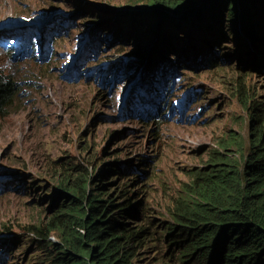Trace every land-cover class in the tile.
Masks as SVG:
<instances>
[{
    "label": "clouds",
    "instance_id": "9594fccd",
    "mask_svg": "<svg viewBox=\"0 0 264 264\" xmlns=\"http://www.w3.org/2000/svg\"><path fill=\"white\" fill-rule=\"evenodd\" d=\"M18 1L20 3V10H4L0 13V54L8 58L10 68L21 71V77H19L16 89L13 90V94L17 97V100L13 105H10V99L9 104L1 107L0 124L1 119L6 114L10 113L15 116L17 113L13 114L14 112H21L26 109L24 115L29 118L35 117L34 124L36 129L39 130L44 127L41 123V106L44 101V96H47L46 89L50 87L42 81L44 78L50 81L51 70H55L54 72L57 74L56 79L60 82L70 85L80 83L90 84L97 88L99 96L105 99L111 98L107 101L111 104V108L116 110V120H135L137 124H133L137 125V127L144 130L153 127L155 133L161 127H170L172 129L182 128L188 123L194 122L197 114L202 111L201 107H195L193 105V94L189 91L178 90L176 93H173L176 83L180 80L178 73L174 69V65H172L173 60L176 58V64L178 66L182 65L187 59L195 61L201 60L202 62L199 67L201 71L213 68V65L216 68L217 65L225 66L232 61H236L235 69H254L257 74L264 75V27L258 37L251 42L242 34L243 29L239 25L236 26V34L228 31L226 28L210 34H202L190 30L185 31L181 26H170L169 23H162V19H160L152 23L153 25H158L159 28L153 29V33H151L160 36L157 38L150 36V40L147 37V42L143 44L141 31L135 32L134 27H130L131 22L127 20L128 14L130 13L148 12L145 6L137 10H131L126 7L122 9L123 11L112 15L110 18H107V15L100 11H93L94 18H91L83 10L79 14V18L84 23L99 21V27L94 33L108 32L110 35H115L116 40L120 44L131 43L132 58L128 59L124 57L123 63H119L107 58H99L97 56L98 44L96 42L89 43L88 35L79 36L77 40L78 51L76 53L70 50L59 49L58 42L62 39V35L66 29L71 26V20L67 19L69 14L62 12V15L59 13H50L47 15V11L39 10L37 15H33L36 10H30V8L35 4L36 0ZM77 4L84 6L79 2ZM104 4L109 10L114 8L109 2L104 1ZM171 17L172 19H176L177 16L173 17L172 15ZM148 29L149 25L144 30V33L151 32ZM126 30L130 32L125 33ZM166 32H171L174 35L171 33L167 34ZM180 32H182L183 36H180ZM177 37H180V39ZM232 37H234L233 43L235 46H221L225 44L223 42L226 39L229 40ZM138 38L140 40L135 43L134 39L137 40ZM160 38H165L161 41L162 47L160 46ZM217 38H221L222 41H212ZM173 45L174 47H172ZM217 49L220 52H224L223 57L225 59L217 58ZM168 50L174 52V55L169 57L166 53ZM122 51H124V48H121L118 55ZM156 55L160 56L165 62L168 61V64H164L165 62L155 58ZM81 58L83 60L82 62L80 61ZM248 58L249 61L244 60ZM130 60H134V64H128ZM150 62L153 63L151 64ZM252 64H255L257 68L250 67ZM0 66L4 68L2 62ZM216 70L218 69L216 68ZM9 83L12 85L11 80ZM140 91L146 92L143 94ZM225 92L228 93L226 90ZM141 95L144 96L142 100H140V97H143ZM203 95L204 93L196 94V97L201 98ZM254 98L257 99L255 96ZM236 100L238 101V99ZM240 106L242 107L241 104ZM242 109L244 108L242 107ZM194 112L195 115L193 114ZM188 127L194 128L192 126ZM250 128L251 124L249 125V130ZM1 129L2 127L0 125ZM235 136L237 135L233 134L231 130L224 136H218L214 141L212 149L205 152L202 156L204 165L195 168H186L182 172L185 182L179 187L172 198L169 212L170 221L163 228H160L159 222L148 212L143 197L145 191L142 190L143 184H141L140 180L142 179L141 176L146 175V170L142 167L148 166L149 161L146 159L139 160V164L135 170H131L125 166V163L120 164L117 161L103 164L97 171L95 169L89 171L91 166L82 167L77 163L81 169L86 170L89 178H94L99 173L102 174L100 181L107 185V196H114L118 201H122L123 196L121 192H124L127 197L136 198L137 202H142L143 210L138 215L140 221L137 225L147 228V234L138 246L133 245L135 247L133 248L134 255L131 262L143 264L141 257H145V260L148 262L147 264H170L178 260L179 251L171 244L173 243L171 231H175L176 228L173 214L177 213L178 208L185 207V204L188 202L186 192L191 183L197 182L200 178L209 180L213 178L211 177L212 174L214 177L218 176L213 172V167L217 165H214L210 157H219L217 164L220 165L221 160L229 158L230 152L232 151L234 153L231 155L241 158L243 162L245 161L246 155L242 156L240 151L234 149V147L237 148V146L233 145ZM39 140L40 142L42 141L41 139ZM9 142L11 144H18L15 136H11ZM225 145H229V147L226 151H222V146ZM245 148L246 146L243 145L242 152H245ZM49 154L50 152L46 151L44 155L38 154L29 157L28 162L33 164V167L38 169L40 174L47 176L50 180L53 174H58V166L56 163L59 160L68 159L74 162L71 158L52 160L51 164L40 162V159H46L45 156ZM19 159L21 157L15 158V165L23 162ZM243 162L240 165L238 164V166H241ZM109 167H114L115 172L109 174L106 170ZM127 174L128 178H126ZM202 174L203 176H201ZM32 179L33 177L30 175H24L21 178H11L9 172L6 175L0 176V193L4 191L10 192L14 189L12 185L19 183L21 190H19L18 195L20 198L27 196L32 188H35L34 193L43 194V196L37 199L28 200V207H33L29 203L40 205L39 207H33L40 210V214L35 215L34 218L28 221V227L11 224L6 227L1 226V230L2 234L7 235L13 227H18L26 235H31L33 238L30 241H32L33 245L27 249L29 251L26 255L28 257L27 262H30L29 258L32 255H37L41 260L40 264H49L50 256L48 250L44 248L45 246L40 248V238L31 231H28L27 228H32L37 220L43 218L44 215L41 214L43 210L47 209L49 211L52 202L47 203V199L50 197V191L53 190L55 184L52 181L36 182ZM208 184L212 185V182L209 181ZM25 238H28V236ZM52 238L54 241L51 240ZM48 239L49 241L56 242L53 236H50ZM158 246L165 247V252L168 255L163 254L159 261L150 262L145 255L150 249ZM3 250H6V244L2 240L0 241V264L11 262L14 258H6V253Z\"/></svg>",
    "mask_w": 264,
    "mask_h": 264
},
{
    "label": "rangeland",
    "instance_id": "374dc122",
    "mask_svg": "<svg viewBox=\"0 0 264 264\" xmlns=\"http://www.w3.org/2000/svg\"><path fill=\"white\" fill-rule=\"evenodd\" d=\"M104 1L113 4L114 8L107 9ZM77 2L84 6L78 5ZM126 7L137 10L144 7V4H135L132 0H36L30 10H36L33 15H37L39 10L47 11V15L50 13L62 15V12L69 14L67 19L71 20V26L66 29L58 42L59 49L76 53L79 36L88 35L89 43L98 44L99 58L123 63L124 57L132 58L131 43L120 44L116 36L108 32L94 33L99 27V21L84 23L79 18V14L85 10L89 17L94 18L93 11H100L110 18ZM11 9L20 10L18 0H0V13ZM158 13L163 15L162 10ZM236 25L237 22L233 21L232 27ZM226 27H229V24ZM155 28L158 29L159 26L149 24L148 30L152 31ZM129 32L125 31V33ZM180 36H183L182 32ZM233 41L234 37L226 39L223 42L225 44L221 46L233 47L235 46ZM134 42L136 43L137 40L134 39ZM121 48H124V51L118 55ZM217 52L218 59H225L224 52L218 49ZM169 55L172 56L174 53L170 52ZM1 62L4 67L2 70L8 74L15 90L21 71L10 68L8 58L0 54ZM134 62L130 60L128 64L132 65ZM201 62V60L187 59L178 66L176 58L172 64L180 77L173 93L178 90L192 93L193 105L201 107V113L197 114L194 122L184 126L186 128L161 127L157 133L154 132L153 127L147 130L137 127L133 124L136 123L135 120H116V110L112 109L107 101L111 98L105 99L99 96L97 88L90 84L70 85L60 82L56 79L55 70H51L50 81L46 78L42 81L50 87L46 89L48 98L44 96L41 106V123L44 127L37 130L34 124L35 117H25L26 109L14 112L13 114L17 113L15 116L8 113L1 119L0 176L9 172L11 178L30 175L36 182L51 181L28 162L29 157L44 155L46 151L50 154L45 156L46 159H40L42 163L51 164L52 160L71 158L82 167L91 166L89 171L94 169L97 171L103 164L114 161L125 163L126 167L135 170L139 160L146 159L149 165L142 167L146 170V175L141 176L140 180L143 184L142 190L145 191L143 197L148 212L159 222L160 228H163L170 221L172 198L185 182L182 172L186 168L203 166V154L212 149L218 136L226 135L229 130L240 136L244 142L248 137V116L239 102L225 92L226 84L234 82L236 77H239L240 80H245V87L250 84L252 94L257 100H264V75L257 74L254 69H235L236 61L225 66L220 65L221 69L218 70L210 68L201 71L199 70ZM164 64H168V61ZM250 67L257 68L255 64ZM202 93L204 95L201 98L196 97V94ZM16 100L17 97L13 94L10 105ZM193 114L195 115V112ZM11 136L16 137L18 144L9 142ZM39 139L42 141L40 142ZM187 139H193V142L189 144ZM16 157H21L19 160L23 162L15 165ZM12 187L14 189L10 192L0 193V241H5L6 250L3 251L6 253V258H14L4 264H40L41 260L37 255H32L29 258L30 262H27L26 255L29 252L27 249L33 245L30 241L33 238L31 235H26L18 227H13L9 234L4 235L1 228L11 224L28 227V221L40 214L37 208L27 206L28 200L37 199L43 194L34 193L35 188H32L27 196L20 198L18 195L21 190L20 184ZM26 236L28 238H25ZM51 240L54 241L53 238ZM165 250V247L158 246L150 249L145 256L150 262H157L163 254L168 255ZM141 261L143 264L148 263L145 257H141Z\"/></svg>",
    "mask_w": 264,
    "mask_h": 264
},
{
    "label": "trees",
    "instance_id": "16d2710c",
    "mask_svg": "<svg viewBox=\"0 0 264 264\" xmlns=\"http://www.w3.org/2000/svg\"><path fill=\"white\" fill-rule=\"evenodd\" d=\"M132 1L143 3L148 10L128 14L130 27L142 35L149 24L160 19L170 26L202 34L224 28L236 34V27H232L235 21L251 42L264 27V0ZM146 38H141L143 44ZM170 52H166L168 56ZM155 58L165 62L158 55ZM216 68L221 69L219 65ZM2 69L0 66V109L13 95V83ZM224 90L238 99L251 124L246 142L238 136L233 140L237 146L234 149L246 159L243 162L230 154L218 165L219 157H210L217 165L213 172L218 176L212 174L209 180L200 178L189 185L188 202L173 214L176 228L171 231V244L179 253L178 260L170 264H264V100L255 99L250 84L245 87V80L239 77L226 84ZM228 147L222 146V151ZM56 164L58 174L51 177L55 187L47 199L51 207L43 210V218L32 228H27L40 238V248L48 250L49 264H135L131 262L133 248L147 234V228L137 225L142 202L124 192L122 201L107 196L100 173L89 178L86 170L68 159ZM106 170L109 174L115 172L114 167ZM50 236L56 242L49 241Z\"/></svg>",
    "mask_w": 264,
    "mask_h": 264
},
{
    "label": "built area",
    "instance_id": "2783aa9c",
    "mask_svg": "<svg viewBox=\"0 0 264 264\" xmlns=\"http://www.w3.org/2000/svg\"><path fill=\"white\" fill-rule=\"evenodd\" d=\"M151 33H153L152 31L151 32H145L142 36L143 37H150V36H154V38H157L158 36H160V35H158V34H151ZM167 33V32H166ZM168 33H170V32H168ZM167 33V34H168ZM165 39V38H164ZM163 38H160L159 40H160V42L161 41H163L164 40Z\"/></svg>",
    "mask_w": 264,
    "mask_h": 264
},
{
    "label": "bare ground",
    "instance_id": "6f19581e",
    "mask_svg": "<svg viewBox=\"0 0 264 264\" xmlns=\"http://www.w3.org/2000/svg\"><path fill=\"white\" fill-rule=\"evenodd\" d=\"M80 61L82 62L83 60H82V58L80 59ZM144 79V78H143ZM12 82V81H11ZM13 83V82H12ZM140 92H143V94H144V92H146V91H140ZM142 94V93H141ZM141 96H143V95H141ZM144 98V96L143 97H140V100H142ZM187 141H188V143L189 144H191L192 142H193V139H187Z\"/></svg>",
    "mask_w": 264,
    "mask_h": 264
},
{
    "label": "water",
    "instance_id": "95a60500",
    "mask_svg": "<svg viewBox=\"0 0 264 264\" xmlns=\"http://www.w3.org/2000/svg\"><path fill=\"white\" fill-rule=\"evenodd\" d=\"M212 41H222V39L221 38H217V39H215V40H212Z\"/></svg>",
    "mask_w": 264,
    "mask_h": 264
}]
</instances>
